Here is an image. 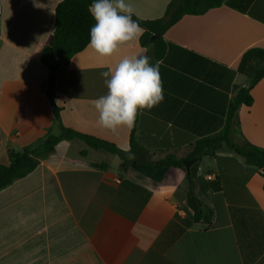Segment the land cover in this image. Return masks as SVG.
<instances>
[{
  "label": "crops",
  "instance_id": "0c3cea01",
  "mask_svg": "<svg viewBox=\"0 0 264 264\" xmlns=\"http://www.w3.org/2000/svg\"><path fill=\"white\" fill-rule=\"evenodd\" d=\"M64 0H0V165L64 127L115 145L136 142L152 160L185 158L196 140L225 125L242 55L264 48V0H228L198 16H184L165 34L160 64L164 99L137 116L132 129H101L93 101L107 94L101 77L122 58L145 55L140 38L110 57L88 46L57 72L48 95L45 47ZM172 0H128L134 16L157 20ZM253 104L237 114L234 139L264 149V78ZM86 151V155L81 154ZM94 164H105L96 168ZM219 178L220 190L206 186ZM201 199L211 225L191 221L186 173L164 168L152 175L80 140L60 142L28 176L0 192V264H264V177L223 150L204 158ZM213 179V180H214ZM211 180V181H213Z\"/></svg>",
  "mask_w": 264,
  "mask_h": 264
},
{
  "label": "trees",
  "instance_id": "16d2710c",
  "mask_svg": "<svg viewBox=\"0 0 264 264\" xmlns=\"http://www.w3.org/2000/svg\"><path fill=\"white\" fill-rule=\"evenodd\" d=\"M227 1L172 0L166 8L164 16L160 19L143 20L133 15V19L144 29V33L140 37V44L145 49V55L149 57L150 63L155 64L164 59L168 48L165 34L184 16L203 15L211 9L221 7ZM92 2L93 0H64L57 6L54 36L51 44L45 47L42 59L49 70L48 95L52 100L59 68L67 65L74 55L80 53L88 45L90 28L94 24V20L87 9ZM54 47L59 50L58 60L51 63V58L55 55ZM238 73L245 76L248 81L245 85L234 87L224 127L218 133L196 140L192 151L185 158L178 159L174 155H168L153 161L149 152L136 142L135 128L132 131L130 147L131 156L134 158H129V152L122 151L109 142L64 127L60 120V111L54 107L60 133L58 135L50 134L22 151L10 150L8 153L9 164L0 165V192L32 173L60 142L80 140L90 149L119 157L123 166L142 174L152 175L164 168L182 169L188 180L187 205L192 217V220L187 221V224L211 225L214 212L200 197L201 185L198 174L202 160L215 158L219 152L227 150L240 156L248 166L254 167L258 171L264 168V149L247 141L239 144L234 139L238 111L242 106H252L254 100L251 91L264 78V48L248 49L240 59ZM86 153V151L81 152L83 156ZM93 166L96 168L106 167L105 164H94ZM262 176L264 177V175ZM206 186L213 190L221 189L219 178L208 181Z\"/></svg>",
  "mask_w": 264,
  "mask_h": 264
},
{
  "label": "clouds",
  "instance_id": "9594fccd",
  "mask_svg": "<svg viewBox=\"0 0 264 264\" xmlns=\"http://www.w3.org/2000/svg\"><path fill=\"white\" fill-rule=\"evenodd\" d=\"M88 12L94 20L88 47L103 57L112 56L120 45L138 40L144 29L133 19L135 8L128 0H93ZM107 94L93 101L101 129L117 133L120 127L132 129L137 116L164 99L160 64L147 55L122 58L101 73ZM130 153V147L126 149Z\"/></svg>",
  "mask_w": 264,
  "mask_h": 264
},
{
  "label": "water",
  "instance_id": "95a60500",
  "mask_svg": "<svg viewBox=\"0 0 264 264\" xmlns=\"http://www.w3.org/2000/svg\"><path fill=\"white\" fill-rule=\"evenodd\" d=\"M54 51H55V55L51 58V63H55L57 60H58V54H59V50H58V48L57 47H54ZM128 168V167H127ZM260 173L262 174V175H264V168H262L261 170H260Z\"/></svg>",
  "mask_w": 264,
  "mask_h": 264
},
{
  "label": "built area",
  "instance_id": "2783aa9c",
  "mask_svg": "<svg viewBox=\"0 0 264 264\" xmlns=\"http://www.w3.org/2000/svg\"><path fill=\"white\" fill-rule=\"evenodd\" d=\"M1 15H2V10L0 8V17H1ZM206 178H207V180H210V181L214 179V177L212 175H207Z\"/></svg>",
  "mask_w": 264,
  "mask_h": 264
}]
</instances>
